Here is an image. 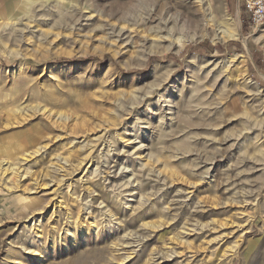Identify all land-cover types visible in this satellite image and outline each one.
I'll use <instances>...</instances> for the list:
<instances>
[{
    "label": "rangeland",
    "instance_id": "obj_1",
    "mask_svg": "<svg viewBox=\"0 0 264 264\" xmlns=\"http://www.w3.org/2000/svg\"><path fill=\"white\" fill-rule=\"evenodd\" d=\"M251 1L0 0V264H264Z\"/></svg>",
    "mask_w": 264,
    "mask_h": 264
},
{
    "label": "built area",
    "instance_id": "obj_2",
    "mask_svg": "<svg viewBox=\"0 0 264 264\" xmlns=\"http://www.w3.org/2000/svg\"><path fill=\"white\" fill-rule=\"evenodd\" d=\"M248 8L256 24L264 22V0H252L248 4Z\"/></svg>",
    "mask_w": 264,
    "mask_h": 264
},
{
    "label": "bare ground",
    "instance_id": "obj_3",
    "mask_svg": "<svg viewBox=\"0 0 264 264\" xmlns=\"http://www.w3.org/2000/svg\"><path fill=\"white\" fill-rule=\"evenodd\" d=\"M169 16H170V15H169ZM40 149H41V148H40ZM37 151H38V150H37ZM37 151H36V152H37ZM3 161H4V160H3ZM1 162H2V161H1ZM1 164H2V163H1ZM127 188H128V187H127Z\"/></svg>",
    "mask_w": 264,
    "mask_h": 264
}]
</instances>
